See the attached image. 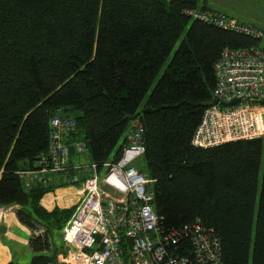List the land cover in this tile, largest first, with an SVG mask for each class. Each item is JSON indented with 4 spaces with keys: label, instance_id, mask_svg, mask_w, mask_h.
<instances>
[{
    "label": "trees",
    "instance_id": "16d2710c",
    "mask_svg": "<svg viewBox=\"0 0 264 264\" xmlns=\"http://www.w3.org/2000/svg\"><path fill=\"white\" fill-rule=\"evenodd\" d=\"M207 2L0 0V207L16 206L21 223L45 229L28 241L30 264H54L47 238L74 211L48 212L40 199L70 185L77 170L29 189L19 175L46 153L52 117L72 118L76 131L68 142L83 141L88 162L101 165L121 157L130 118L144 109L137 119L145 152L134 166L151 181L159 227L171 232L203 223L220 238L221 264H264V139L191 145L213 100V66L222 50L258 46L264 36L223 30L188 11L264 30ZM70 155L77 163L72 146Z\"/></svg>",
    "mask_w": 264,
    "mask_h": 264
},
{
    "label": "built area",
    "instance_id": "2783aa9c",
    "mask_svg": "<svg viewBox=\"0 0 264 264\" xmlns=\"http://www.w3.org/2000/svg\"><path fill=\"white\" fill-rule=\"evenodd\" d=\"M190 16L223 30L253 39L263 32L211 12L188 11ZM215 105L207 107L193 132L191 145L209 149L238 140L264 137L258 121L264 100V49L259 46L222 50L213 66ZM234 100L238 102L221 106ZM261 105V108H260ZM47 151L35 168L19 172L26 189L33 183H48L53 175L69 168L78 173L67 179L80 183L82 194L61 230L66 262L61 264H221V241L216 231L200 222L178 231L164 232L149 190L151 183L134 163L144 154L143 126L131 121L124 134L121 157L101 165L73 164L70 147L86 157L83 141L68 142L76 131L70 117L50 120ZM103 171V176L99 173ZM16 207H0V219ZM32 238L44 237L41 226L29 229Z\"/></svg>",
    "mask_w": 264,
    "mask_h": 264
},
{
    "label": "crops",
    "instance_id": "0c3cea01",
    "mask_svg": "<svg viewBox=\"0 0 264 264\" xmlns=\"http://www.w3.org/2000/svg\"><path fill=\"white\" fill-rule=\"evenodd\" d=\"M222 4H226L225 6ZM229 0H208L207 7L211 10L224 13L229 17H232L238 21L254 25L262 30H264V21H255L254 19L247 18L244 15L234 11L230 7ZM258 46L264 49V38H262ZM262 120L260 122L261 128L264 131V110L261 113ZM75 158V157H74ZM79 161V156L76 157L75 162ZM82 191L80 186H62L55 188L53 191L48 192L42 196L40 199V205L46 210L51 211L54 208L68 209L70 207H75L78 199L80 198ZM9 207V206H8ZM10 207H13L10 206ZM16 207V206H14ZM28 232V237H23V234ZM31 238L29 228L20 222L17 215L13 212H8L7 215L0 219V264H7L12 262L14 254L12 246L19 245L21 241L24 242V246H27L29 252L32 253L28 246V241ZM64 252L59 255L57 252L54 264L66 262V248L63 246ZM52 249V247H51ZM53 250V249H52ZM51 251V250H50ZM65 254V255H64ZM33 255V253H32ZM62 256V257H60ZM65 256V258H64Z\"/></svg>",
    "mask_w": 264,
    "mask_h": 264
},
{
    "label": "rangeland",
    "instance_id": "374dc122",
    "mask_svg": "<svg viewBox=\"0 0 264 264\" xmlns=\"http://www.w3.org/2000/svg\"><path fill=\"white\" fill-rule=\"evenodd\" d=\"M199 1H201V0H199ZM229 2H230V4H229L230 7L234 11L240 13L241 15H244L247 18L254 19L255 21H264V0H229ZM222 5L225 6L226 4H222ZM162 72H163V69H161L159 71L157 78H159L161 76ZM260 108H261V105H260ZM263 110H264V105H263ZM261 115L262 114L259 115V119H258L259 122H261V120H262ZM263 139H264V137H263ZM120 142L116 146V149L119 147ZM78 156H79V163L80 164H88V160L86 159V157H83L80 155H78ZM138 162L139 161L137 160L134 164H136ZM262 172H263V155H262L261 162H260V171H259V177H258V189H257L256 201H258V194H259V190H260V182H261V178H262ZM103 175H104L103 171H101L99 173V177H102ZM17 211H18V207H16V212H15L16 215H17ZM28 236H29L28 232L26 234H23L24 238L28 237ZM47 240L49 241L53 250L51 249V251L47 252L46 255L49 256L53 252L54 253L57 252L58 254L60 253L59 255H62V253L64 252V248H63V243H62L61 230H55V231L51 232L49 234ZM24 242L25 241L23 240V241H21V243L19 245L15 244L12 246L13 254H14L12 262L14 264H30L31 257L33 255L31 252H29L27 246H24ZM62 256H60V257H62ZM64 258H65V256H64ZM57 264H61V263L59 262Z\"/></svg>",
    "mask_w": 264,
    "mask_h": 264
},
{
    "label": "water",
    "instance_id": "95a60500",
    "mask_svg": "<svg viewBox=\"0 0 264 264\" xmlns=\"http://www.w3.org/2000/svg\"><path fill=\"white\" fill-rule=\"evenodd\" d=\"M237 102H238L237 100H234V101L227 103V104L221 103V106H229V105L235 104ZM216 103H217V101L215 99H213L211 102V105H215ZM262 104H264V100H262ZM147 111H149V109H146V110L144 109V110L139 111L133 117L130 118V121H133V120L139 118L142 114H144Z\"/></svg>",
    "mask_w": 264,
    "mask_h": 264
}]
</instances>
